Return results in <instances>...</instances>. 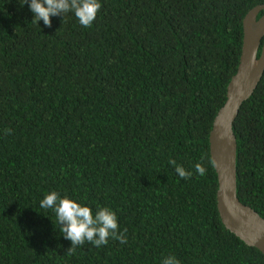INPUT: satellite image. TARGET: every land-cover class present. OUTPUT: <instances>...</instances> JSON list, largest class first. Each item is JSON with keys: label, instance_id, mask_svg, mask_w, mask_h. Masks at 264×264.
I'll list each match as a JSON object with an SVG mask.
<instances>
[{"label": "trees", "instance_id": "16d2710c", "mask_svg": "<svg viewBox=\"0 0 264 264\" xmlns=\"http://www.w3.org/2000/svg\"><path fill=\"white\" fill-rule=\"evenodd\" d=\"M99 2L85 28L71 12L33 23L25 0H0V264H264L223 224L209 163L244 18L264 0ZM234 132L238 198L264 218V76ZM53 190L113 210L127 243L68 255L40 207Z\"/></svg>", "mask_w": 264, "mask_h": 264}, {"label": "water", "instance_id": "95a60500", "mask_svg": "<svg viewBox=\"0 0 264 264\" xmlns=\"http://www.w3.org/2000/svg\"><path fill=\"white\" fill-rule=\"evenodd\" d=\"M261 12L264 4L254 7L244 18L240 63L227 87L226 103L215 117L209 141L218 178L217 207L221 220L231 233L264 254V218L238 198V144L234 132L242 106L253 96L264 76V14L258 18Z\"/></svg>", "mask_w": 264, "mask_h": 264}, {"label": "clouds", "instance_id": "9594fccd", "mask_svg": "<svg viewBox=\"0 0 264 264\" xmlns=\"http://www.w3.org/2000/svg\"><path fill=\"white\" fill-rule=\"evenodd\" d=\"M29 4L33 14V23L43 21L47 27H51V17L63 16L69 12L73 13L81 26L88 28L93 25L102 5L99 0H25ZM256 53H253L255 56ZM6 134L10 133L5 129ZM215 166V161H209ZM169 164L175 166V170L180 179L187 180L193 176L192 171L185 170L182 166L176 165L174 159L169 160ZM195 173L204 176L207 167L204 164V157L194 165ZM43 209H52L60 225V232L63 238L71 241V247L67 249V254L72 255L76 248L83 246L85 242L92 244L96 248L106 246L109 239L119 241L121 244L127 243V229L119 231L118 217L116 213L107 208H100L95 215L89 206L82 205L77 201L64 196L61 198L56 191H50L40 202ZM161 264H180L175 256L165 257Z\"/></svg>", "mask_w": 264, "mask_h": 264}]
</instances>
